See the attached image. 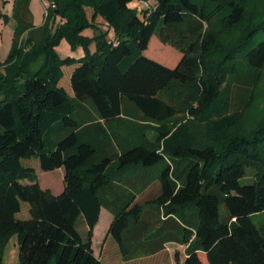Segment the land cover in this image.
<instances>
[{"label": "trees", "instance_id": "trees-1", "mask_svg": "<svg viewBox=\"0 0 264 264\" xmlns=\"http://www.w3.org/2000/svg\"><path fill=\"white\" fill-rule=\"evenodd\" d=\"M133 1L53 0L42 27L31 0L14 1L0 62V264L12 231L19 264H104L93 250L103 208L126 260L175 243L188 246L183 264H264V0ZM87 7L113 41L83 35ZM154 36L181 53L176 65L148 54ZM63 40L84 56L62 58ZM66 66H76L73 97ZM126 103L156 124L155 139L127 124ZM32 158L64 169L60 195L41 186ZM157 168L159 191L141 203L126 176ZM23 204L28 219L17 217Z\"/></svg>", "mask_w": 264, "mask_h": 264}, {"label": "rangeland", "instance_id": "rangeland-1", "mask_svg": "<svg viewBox=\"0 0 264 264\" xmlns=\"http://www.w3.org/2000/svg\"><path fill=\"white\" fill-rule=\"evenodd\" d=\"M14 1L15 0H0V62L3 63L7 59L14 37V31L16 28V21L13 17L14 10ZM53 0H31L30 9L33 16V21L35 27H42L47 20V10L50 9ZM131 7L134 9L142 10L144 9V4L137 0L131 3ZM86 14L88 21L93 24L88 27L83 35L89 38H92L96 34L104 33L107 35V39L114 40V31L111 29L104 19L101 16L94 15V11L91 8H86ZM63 22L57 18L55 23H53V28L57 25H61ZM60 56L62 58L67 56H72L75 58L83 57L85 52L82 47L72 50L70 45L66 40L61 42ZM58 48V49H59ZM91 52L95 51V45L93 44L90 47ZM152 53L154 60L157 59L161 62H164L167 65L174 66L178 62L181 53L172 48L171 46L164 45L158 39L157 36L152 38L148 54ZM76 66H66L64 67V78L61 81V86L64 87L71 96H73V90L71 85V73ZM262 93L261 97L258 99V114L257 116H262L264 112V81L262 83ZM125 120L128 125L134 127H142L146 129L147 135L150 139H155L156 137V124L146 121L141 113H139L131 104H125ZM182 118H185L182 116ZM187 118V117H186ZM189 118V117H188ZM192 130L199 137L201 141L204 140L203 128L197 122L192 121L191 123ZM26 165L31 167H38L40 172V181L41 185L44 183H52L58 173H49L43 172L40 169V162L36 158H32L25 161ZM58 172V171H56ZM159 169L151 170H138L131 169V171L126 176L127 180H134L136 184V191L138 192V198L141 203L146 202L149 199L154 198L159 191V184L157 182ZM251 179V176L249 177ZM143 184V185H142ZM106 213L110 216L112 214L104 209ZM28 213V204H23V212L20 214L21 218H24ZM260 219H263L264 216H259ZM83 221V220H82ZM80 221L79 230L83 235H86L88 229L86 225ZM107 224L106 216H101L100 222L95 227H98L97 239L95 241V250L96 253L101 257V260L104 264H176V254L181 258V261L186 258L187 255V245H178V244H168V249L160 252L156 255L148 256L143 252H138L135 256L126 260L118 247L117 243L112 239L109 234L103 235ZM95 232V229H94ZM94 238V236H93ZM2 262L4 264H19V238L16 231L10 232L3 238L2 244ZM174 255V258H173ZM205 264V263H204Z\"/></svg>", "mask_w": 264, "mask_h": 264}, {"label": "crops", "instance_id": "crops-1", "mask_svg": "<svg viewBox=\"0 0 264 264\" xmlns=\"http://www.w3.org/2000/svg\"><path fill=\"white\" fill-rule=\"evenodd\" d=\"M59 51H60V48L58 49ZM164 63V62H163ZM70 94V93H69ZM71 96V95H70ZM74 96V95H73ZM72 96V97H73ZM35 168V170H36V173H37V175H38V179H39V182H40V184H41V181H40V179H41V177H40V172H39V170H38V167H34ZM41 169V168H40ZM56 171H58V172H56ZM56 171H53V172H49V173H58V174H56V177L58 176V178H56V179H54V182H52V183H44V184H42L41 186L44 188V189H49V190H51L55 195H60L63 191H64V187H65V184H64V178H65V171H64V169L62 168V169H58V170H56ZM104 210V208L102 209V211H101V215H100V219H101V216L103 217L104 215L106 216V219H107V224H106V227H105V229H104V231L102 232V234L103 235H107V233H108V231L110 230V227H111V224H112V222H113V216H110L108 213H106L105 211H103ZM22 212H23V205H22ZM21 212V213H22ZM21 213H19L18 215H17V217L19 218V219H28L30 216H29V209H28V213L26 214V216L24 217V218H21L20 217V214ZM100 222V221H99ZM97 231H98V227L97 228H95V232H94V238H93V250H94V252H95V255L101 260V257L96 253V250H95V241H96V239H97ZM171 244H174V243H171ZM167 249H168V245H167ZM173 258H174V255H173ZM180 258V257H179ZM186 258H187V255H186ZM186 258L185 259H183L182 261H181V258H180V261H181V263L183 264L184 263V261L186 260ZM102 261V260H101ZM103 262V261H102Z\"/></svg>", "mask_w": 264, "mask_h": 264}, {"label": "built area", "instance_id": "built-area-1", "mask_svg": "<svg viewBox=\"0 0 264 264\" xmlns=\"http://www.w3.org/2000/svg\"><path fill=\"white\" fill-rule=\"evenodd\" d=\"M146 6H148V4H145Z\"/></svg>", "mask_w": 264, "mask_h": 264}]
</instances>
